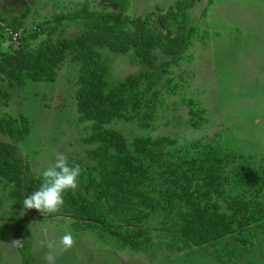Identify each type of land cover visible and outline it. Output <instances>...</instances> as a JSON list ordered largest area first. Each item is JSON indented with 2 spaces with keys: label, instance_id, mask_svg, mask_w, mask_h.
Masks as SVG:
<instances>
[{
  "label": "trees",
  "instance_id": "16d2710c",
  "mask_svg": "<svg viewBox=\"0 0 264 264\" xmlns=\"http://www.w3.org/2000/svg\"><path fill=\"white\" fill-rule=\"evenodd\" d=\"M109 1L120 10L92 9L86 2L73 12H58L32 28L24 25L28 5L10 19L0 16L5 22L0 23V94L5 100L9 99V86L22 87L29 80L54 82L67 56L79 65L77 110L80 120L92 121L91 132L83 141L95 144L86 150L93 165L76 156L68 157L69 163L79 164L82 171L78 188L64 194L60 211L102 224L120 247L141 249L157 243L175 250L198 247L225 262L241 258L254 249L248 230L251 224L264 225V190L255 202L226 192L227 167L239 159L235 149L219 140L168 148V138L149 135H137L129 142L122 132L108 126L115 119H138L144 127L153 125L159 101L152 87L165 71V62L156 64L154 50L159 49L171 60L183 56L195 29L188 25L195 0H176L156 18L150 14L130 16L128 0ZM65 19L80 23L83 30L74 37L53 40L52 36L63 30ZM5 27L12 30L8 38ZM13 33L20 34L15 38L19 44L12 42L6 49L5 42L13 41ZM42 34L46 38L33 47L31 41ZM102 48L118 54L133 48L152 69L111 84ZM21 123L18 126L9 113L0 115V128L10 137L30 133L26 117ZM232 172L239 183L264 186V176L241 163ZM0 176L12 184L8 195L18 202L42 182L27 164L22 167L16 145L4 141H0ZM217 194H224L229 213L217 210ZM151 216L160 218L161 228L172 236L169 243L143 236L144 222ZM14 237L23 240L22 247H17L21 264H29L31 234L18 229Z\"/></svg>",
  "mask_w": 264,
  "mask_h": 264
},
{
  "label": "rangeland",
  "instance_id": "374dc122",
  "mask_svg": "<svg viewBox=\"0 0 264 264\" xmlns=\"http://www.w3.org/2000/svg\"><path fill=\"white\" fill-rule=\"evenodd\" d=\"M175 1L128 0L127 13L156 18ZM86 2L92 9L120 10L109 0H0V16L10 19L28 5L24 25L32 28L58 12H73ZM0 23L5 25L4 21ZM188 25L195 29L191 45L181 58L171 60L159 49L154 50L156 64L165 62V71L152 87L159 101L153 125L144 127L138 119H115L108 126L122 132L129 142L137 135L166 137L168 148H180L191 141H222L239 154L238 161L227 167L226 192L255 202L261 199L264 186L239 183L232 169L241 163L264 176V0H195ZM62 27L53 40L74 37L83 30L80 23L69 19ZM10 33L12 30L5 27L7 38ZM13 35V41L6 40V49L12 42L19 44L15 38L20 34ZM45 38L46 34L40 35L31 41L32 46ZM100 52L109 64L111 84L152 69L133 48L120 54L108 48ZM78 74L79 65L67 56L54 82L29 80L22 87L9 86L8 100L0 94V115H13L18 126L24 116L30 125V133L23 137H10L0 128V141L16 145L22 167L27 164L35 175L54 163L60 152L93 165L86 150L95 144L83 141L91 132L92 121L80 120L77 110ZM11 185L0 176V264H21V253L12 244L18 229L32 236L29 264H44L45 255L53 256L55 264H264V225L251 224L248 230L254 249L230 262L198 247L175 250L157 243L141 249L120 247L116 237L100 223H89L63 211L44 215L25 209L23 202L8 195ZM223 196L215 195L217 210L229 213ZM160 222L159 217H149L144 222L143 236L169 243L172 236ZM67 232L76 244L65 251L60 238Z\"/></svg>",
  "mask_w": 264,
  "mask_h": 264
},
{
  "label": "clouds",
  "instance_id": "9594fccd",
  "mask_svg": "<svg viewBox=\"0 0 264 264\" xmlns=\"http://www.w3.org/2000/svg\"><path fill=\"white\" fill-rule=\"evenodd\" d=\"M81 171L79 164L69 163L66 154L57 153L54 163L48 165L42 172L38 171L42 182L36 191L23 200L24 208L35 209L44 215L58 213L64 205V194L78 188ZM12 244L22 247L23 240H14ZM75 244L76 241L70 232L60 238V245L65 251L73 248ZM43 262L55 264L51 255H45Z\"/></svg>",
  "mask_w": 264,
  "mask_h": 264
}]
</instances>
